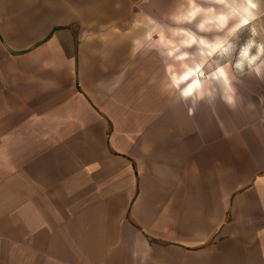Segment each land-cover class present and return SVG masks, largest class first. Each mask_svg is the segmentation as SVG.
<instances>
[{"label": "crops", "instance_id": "crops-1", "mask_svg": "<svg viewBox=\"0 0 264 264\" xmlns=\"http://www.w3.org/2000/svg\"><path fill=\"white\" fill-rule=\"evenodd\" d=\"M148 3L0 0V186L21 264H264V82L190 116L162 94L158 54L131 51L133 19L170 11Z\"/></svg>", "mask_w": 264, "mask_h": 264}, {"label": "clouds", "instance_id": "clouds-1", "mask_svg": "<svg viewBox=\"0 0 264 264\" xmlns=\"http://www.w3.org/2000/svg\"><path fill=\"white\" fill-rule=\"evenodd\" d=\"M136 30L142 34L132 53L158 54L162 94L190 116L201 106L214 113L217 102L235 111L242 99L236 84L264 82V0H176L162 19L134 18L129 32Z\"/></svg>", "mask_w": 264, "mask_h": 264}, {"label": "rangeland", "instance_id": "rangeland-1", "mask_svg": "<svg viewBox=\"0 0 264 264\" xmlns=\"http://www.w3.org/2000/svg\"><path fill=\"white\" fill-rule=\"evenodd\" d=\"M148 1L149 3L146 6L144 5L141 8H138V11H140V9H146L148 12H150L152 7L149 5L153 0ZM175 3L176 0H170V11L175 6ZM245 79L246 78H244L241 83L236 84V87L238 89H248L249 91L258 90L259 87L257 85L251 86L249 88L248 83H246ZM260 88H262V86ZM262 105H264V101ZM1 191L2 187L0 186V264H21L19 251L23 246H20L19 241L17 210L10 209L9 205H13V203L7 204L5 195L2 194ZM26 249L27 254H29L30 248L28 247V245L26 246ZM25 264H34V259L29 258L28 256Z\"/></svg>", "mask_w": 264, "mask_h": 264}]
</instances>
